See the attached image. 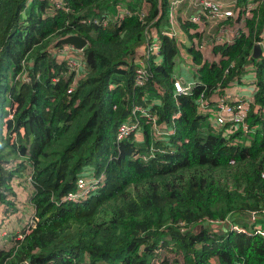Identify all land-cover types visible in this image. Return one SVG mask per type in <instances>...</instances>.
<instances>
[{
	"label": "trees",
	"instance_id": "trees-1",
	"mask_svg": "<svg viewBox=\"0 0 264 264\" xmlns=\"http://www.w3.org/2000/svg\"><path fill=\"white\" fill-rule=\"evenodd\" d=\"M51 1L0 0V237L12 241L0 264H264V236L224 223L264 209V57L251 58L264 33V0H253L231 42L212 45L217 60L190 48L197 84L176 97L173 37L161 36V59L148 62L145 85L132 81L144 25L165 17L167 0ZM117 5L131 14L93 21ZM69 33L86 39L74 83L51 53ZM248 63L255 89L245 127L222 133L226 123L212 126L195 99L220 92ZM132 101L152 102L157 121H174L173 134L157 138L141 118V142L116 139ZM26 166L30 209L24 220L14 216L10 231L20 211L11 180ZM79 175L95 189L65 200ZM209 219L221 227L205 225ZM258 221L264 227V213Z\"/></svg>",
	"mask_w": 264,
	"mask_h": 264
},
{
	"label": "built area",
	"instance_id": "built-area-1",
	"mask_svg": "<svg viewBox=\"0 0 264 264\" xmlns=\"http://www.w3.org/2000/svg\"><path fill=\"white\" fill-rule=\"evenodd\" d=\"M231 3H233V5H226L222 0H167L165 17L167 28L163 30L159 28L157 29L156 24L154 23L156 17L152 18L149 22L145 23L142 30V39L132 53L134 64L133 85L135 87L144 86L149 79L148 62L153 61L158 63L160 61L162 35L174 38L176 53L173 60L176 61V58H178L176 56L177 54L187 58L188 63L185 68L192 72H194L198 65L192 61L190 48L199 51L202 60H206L204 56L209 49L212 50V45L216 43L221 44L231 42L233 38L239 34L243 18L250 15L251 9L255 7L256 1L247 0L243 5H239L236 1ZM52 4L54 7H62L61 0H52ZM179 4H184L186 7L192 9V12L184 16V20L187 21L188 25L186 27V33L189 38V46L186 48H182L179 45L180 40L176 35L175 29L174 10ZM109 14L111 15L109 16L108 14H105L98 20L93 19V21L100 23L101 25H105L112 18L116 21H121L123 17L130 15L131 11L125 6L117 5L114 12ZM86 21H88V19ZM226 21H230V23L228 24ZM263 37L264 33L256 42L260 45V53L264 55V50L261 49V44L264 39ZM61 45V47L57 48L52 47L53 50L51 49V53L56 54L57 59L65 60L67 69L73 75L72 83H74L83 72V47L75 48L69 44ZM215 54L218 55V53ZM192 78L193 80L186 78L183 79V77L178 76L173 69L171 79L173 97H176L178 94H189L192 91L193 86L197 84V81L193 77V73ZM254 89L255 85L253 77L251 93L243 98L235 97L230 93L222 91L212 100L210 97L207 98L200 93L195 99L197 111L202 115H205L209 123L214 127L219 128L226 123V125L222 126V133H230L238 126L244 128V119L249 104L252 101V93ZM216 93L217 92H214V94ZM151 103L148 102V105H146L145 103L132 101L130 104V115H128L124 121L119 122L116 126L114 132L115 138L121 139L130 134H132L133 137L136 134L140 136L139 121L141 118H143L144 123L149 126V133L153 134L155 137L166 139L169 135L173 134L175 130L174 121H157V115L151 110ZM148 151H150V153L147 155L151 156L153 155L151 151H154V148L150 146ZM90 181L91 180L84 175L77 176L74 187L66 192L64 199L78 200L88 195L96 187V183ZM261 211L264 212V209H261ZM248 214L249 222L252 223L250 226L252 233L264 236V227L257 222L261 212L252 211ZM216 222L222 223L217 219H209L207 221V223L213 224L215 227L220 225L215 224ZM226 225L229 229H233L237 232L246 229L243 225L238 224L231 218L228 219Z\"/></svg>",
	"mask_w": 264,
	"mask_h": 264
},
{
	"label": "crops",
	"instance_id": "crops-1",
	"mask_svg": "<svg viewBox=\"0 0 264 264\" xmlns=\"http://www.w3.org/2000/svg\"><path fill=\"white\" fill-rule=\"evenodd\" d=\"M222 1L225 2L226 5H229L231 2L240 1V0H222ZM245 1L247 0H243V2ZM190 12H192V9L189 7H186L184 4H179L174 10L176 35L178 39L180 40L179 45L182 48H186V43H185V38L187 37L186 27L188 26L187 21L184 20V16H186ZM165 17L162 18V20L157 21V24H156L157 29L159 28L163 30L167 28V21ZM226 23L229 24L230 21H226ZM261 49L264 50V39L261 44ZM204 58L217 60L218 55L209 49L206 52V55L204 56ZM176 63H179V64L173 68L174 71H176L178 76H182L183 79L185 78L188 79L189 76L192 75V71L185 68L186 64L188 63V59L184 57H178ZM253 77H254V71L252 69V64L248 63L236 81L229 82L223 89H221L220 92L217 91L216 94L212 93L210 95V98L213 100L215 96L221 93L222 91L226 93H230L232 96H235V97H240V98L246 97L247 95L251 93V84L253 82Z\"/></svg>",
	"mask_w": 264,
	"mask_h": 264
},
{
	"label": "rangeland",
	"instance_id": "rangeland-1",
	"mask_svg": "<svg viewBox=\"0 0 264 264\" xmlns=\"http://www.w3.org/2000/svg\"><path fill=\"white\" fill-rule=\"evenodd\" d=\"M52 2V1H51ZM229 5H233V3H230ZM142 8H145V6H142ZM243 23V21L241 22V24ZM261 37H262V35H261ZM185 43H186V47H188L189 46V38L188 37H186L185 38ZM177 57H183V56H181L180 54H177L176 55ZM260 56H262V57H264V55L263 54H261V53H259V55H258V57H260ZM176 61H177V58H176ZM176 61H174L173 62V65H172V69L176 66V65H178L179 63H176ZM178 61H180V60H178ZM133 69H134V67H133ZM193 73V72H192ZM75 74V73H74ZM188 79H190V80H193V78H192V75H190L189 76V78ZM5 107H7V108H9V106H8V104H6L5 105ZM0 133H1V128H0ZM2 133H3V131H2ZM133 138H135V140L136 141H142V137L141 136H139L138 134H136ZM20 159H19V157H16V158H14L13 159V161L14 162H18ZM28 171H29V169L27 168V166L25 167V168H23V169H21V174H20V176H19V178H16L17 180H15V178L14 179H12L11 181V183H12V187H13V189H14V191L18 194V196H17V198H18V200H16V206L18 207V210H20V211H17L16 213H13L12 215H13V217L11 218V223L10 224H8V223H3V225H6V224H8V226L10 225V231H11V229L12 228H16V222L18 223V220H16V218L15 217H19V218H22L23 220L25 219V218H27L28 216H26V215H28V210L30 209V208H27V207H29L28 206V203H27V201H26V195H27V193H28V189H26V187H25V185H28L29 186V184H31L30 183V180L28 179V177H27V173H28ZM76 181V180H75ZM29 183V184H28ZM75 185V184H74ZM30 189V188H29ZM87 196V195H86ZM85 196V197H86ZM66 200V199H65ZM68 201H71V200H68ZM73 201V200H72ZM16 206H14V209H16L17 207ZM261 212V214L262 213H264V212H262V211H260ZM30 214V213H29ZM246 214H248V213H242V214H240V216H238V222H237V220H235V222H237L238 224H241L242 222H245V226L243 225V224H241V225H243L245 228H250V226H251V222H249V214L248 215H246ZM15 216V217H14ZM230 217H228V219H229ZM228 219H226L225 221H224V223H226L227 224V221H228ZM257 222H259V221H257ZM215 224H220V225H218V226H216V227H221V223L220 222H216ZM205 225H210V226H212V227H214L215 225H213V224H209V223H207V224H205ZM248 226V227H247ZM212 227H210V229L212 228ZM3 229H5V228H2V229H0V235H3V233H4V230ZM8 230L9 229H7V233H8ZM6 236L7 235H5V237H0V249H6V248H8V246L9 245H11L12 244V241L10 240V241H8V239L6 238ZM213 261H214V259H212ZM215 262V261H214ZM100 264H104L103 262H100Z\"/></svg>",
	"mask_w": 264,
	"mask_h": 264
},
{
	"label": "water",
	"instance_id": "water-1",
	"mask_svg": "<svg viewBox=\"0 0 264 264\" xmlns=\"http://www.w3.org/2000/svg\"><path fill=\"white\" fill-rule=\"evenodd\" d=\"M59 44H69L75 48H81L86 45V39L77 34V33H69L57 39ZM260 53V45L257 42H254L251 48V58H258ZM20 264H27V262L23 261Z\"/></svg>",
	"mask_w": 264,
	"mask_h": 264
}]
</instances>
